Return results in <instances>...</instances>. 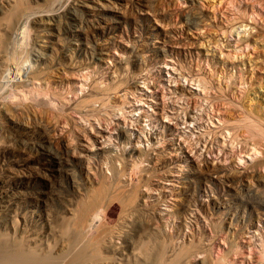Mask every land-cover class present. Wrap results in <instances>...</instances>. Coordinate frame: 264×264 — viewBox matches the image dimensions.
I'll list each match as a JSON object with an SVG mask.
<instances>
[{
    "label": "rangeland",
    "instance_id": "374dc122",
    "mask_svg": "<svg viewBox=\"0 0 264 264\" xmlns=\"http://www.w3.org/2000/svg\"><path fill=\"white\" fill-rule=\"evenodd\" d=\"M0 25L2 242L260 264L264 0H0Z\"/></svg>",
    "mask_w": 264,
    "mask_h": 264
},
{
    "label": "bare ground",
    "instance_id": "6f19581e",
    "mask_svg": "<svg viewBox=\"0 0 264 264\" xmlns=\"http://www.w3.org/2000/svg\"><path fill=\"white\" fill-rule=\"evenodd\" d=\"M0 43H2L1 29H0ZM247 123H250V122H247ZM251 124L252 125L242 124V126H243L242 131H244L246 134H248L249 137H251V139L253 141V146L256 149L260 150V152L262 153L261 154L262 159H259L256 162V165H264V131H263V129L260 128L259 125H255V124H253V122ZM95 218H97V217L94 216V219ZM158 254H159V251H158L157 255H155V257L152 261L153 264H155L154 262L159 257ZM42 256L43 257H40V259H36L35 254H33V251L30 247L19 244L17 242L16 243H14V242L13 243H7V242L4 243L0 240V264H59L60 263L58 259L54 260L52 258L50 260L48 258L49 257V251L48 250H44V253L42 254ZM24 257L28 258V260L25 259ZM259 263L264 264V255L260 258ZM219 264H221V263H219Z\"/></svg>",
    "mask_w": 264,
    "mask_h": 264
}]
</instances>
